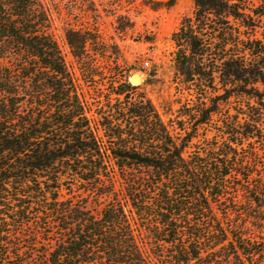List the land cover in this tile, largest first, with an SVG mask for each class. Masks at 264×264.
<instances>
[{
	"label": "trees",
	"instance_id": "16d2710c",
	"mask_svg": "<svg viewBox=\"0 0 264 264\" xmlns=\"http://www.w3.org/2000/svg\"><path fill=\"white\" fill-rule=\"evenodd\" d=\"M50 27L0 0V264H264V0L180 21L171 131L121 74L90 118Z\"/></svg>",
	"mask_w": 264,
	"mask_h": 264
},
{
	"label": "rangeland",
	"instance_id": "374dc122",
	"mask_svg": "<svg viewBox=\"0 0 264 264\" xmlns=\"http://www.w3.org/2000/svg\"><path fill=\"white\" fill-rule=\"evenodd\" d=\"M47 8L50 32L73 82L82 93L88 116L98 121L103 96L119 83L121 74L134 90L129 96L143 97L164 125L182 118L189 104L186 76L176 70L175 47L170 36L183 18L193 19L196 0H41ZM69 34L91 39L77 59ZM148 61V66L143 62ZM89 63L97 74L84 83L79 69ZM137 74L132 80V75ZM218 85V78H215ZM95 102V103H94Z\"/></svg>",
	"mask_w": 264,
	"mask_h": 264
},
{
	"label": "built area",
	"instance_id": "2783aa9c",
	"mask_svg": "<svg viewBox=\"0 0 264 264\" xmlns=\"http://www.w3.org/2000/svg\"><path fill=\"white\" fill-rule=\"evenodd\" d=\"M143 65H144V66H148V61L145 60V61L143 62Z\"/></svg>",
	"mask_w": 264,
	"mask_h": 264
},
{
	"label": "water",
	"instance_id": "95a60500",
	"mask_svg": "<svg viewBox=\"0 0 264 264\" xmlns=\"http://www.w3.org/2000/svg\"><path fill=\"white\" fill-rule=\"evenodd\" d=\"M137 76V74H133L132 75V80H134V78Z\"/></svg>",
	"mask_w": 264,
	"mask_h": 264
},
{
	"label": "bare ground",
	"instance_id": "6f19581e",
	"mask_svg": "<svg viewBox=\"0 0 264 264\" xmlns=\"http://www.w3.org/2000/svg\"><path fill=\"white\" fill-rule=\"evenodd\" d=\"M134 80H135V79H134ZM134 80H133V81H134Z\"/></svg>",
	"mask_w": 264,
	"mask_h": 264
}]
</instances>
